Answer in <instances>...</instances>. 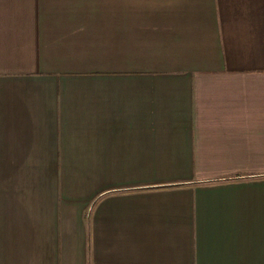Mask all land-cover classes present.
Returning a JSON list of instances; mask_svg holds the SVG:
<instances>
[{
  "label": "crops",
  "instance_id": "obj_1",
  "mask_svg": "<svg viewBox=\"0 0 264 264\" xmlns=\"http://www.w3.org/2000/svg\"><path fill=\"white\" fill-rule=\"evenodd\" d=\"M0 264H264V0H0Z\"/></svg>",
  "mask_w": 264,
  "mask_h": 264
}]
</instances>
